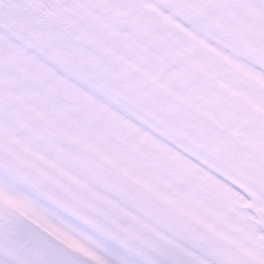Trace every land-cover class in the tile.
<instances>
[{"label": "snow or ice", "instance_id": "obj_1", "mask_svg": "<svg viewBox=\"0 0 264 264\" xmlns=\"http://www.w3.org/2000/svg\"><path fill=\"white\" fill-rule=\"evenodd\" d=\"M0 264H264V0H0Z\"/></svg>", "mask_w": 264, "mask_h": 264}]
</instances>
